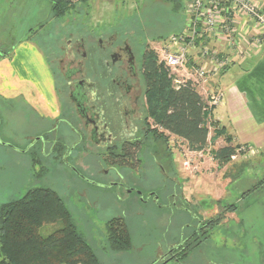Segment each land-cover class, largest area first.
Instances as JSON below:
<instances>
[{"label": "rangeland", "instance_id": "rangeland-1", "mask_svg": "<svg viewBox=\"0 0 264 264\" xmlns=\"http://www.w3.org/2000/svg\"><path fill=\"white\" fill-rule=\"evenodd\" d=\"M259 6L264 12V0ZM184 11L170 0H74L64 16L56 17L51 0H0V205L31 188L55 189L102 264H264V149L239 141L213 115L203 151H190L186 141L174 135L162 144L147 131L146 73L136 169L113 164V157L89 144L80 153L74 150L65 163L59 157L37 160L28 154L33 141L56 132L57 104L64 101L57 88L62 78L47 54L53 38L126 27L139 35L146 54L154 52L160 62L169 36L185 29ZM255 26L264 43L263 26ZM30 29L38 31L31 34L32 40H24ZM223 47L217 46L222 51ZM236 53H229L231 63ZM162 67L176 87L174 80L182 78L181 73ZM212 78L206 91L199 87L208 108L217 92L211 89ZM222 127L231 135L236 155L220 167L213 152L227 145L226 136L216 134ZM162 168L174 180H167ZM152 190L161 196H152ZM173 192L178 194L175 199ZM117 217L125 218L132 234L126 251L111 250L107 241V222ZM201 225L207 226L204 232ZM61 227V222L46 224L40 231L47 236ZM196 237L202 241L198 247ZM180 246L186 248L183 257L167 259Z\"/></svg>", "mask_w": 264, "mask_h": 264}, {"label": "trees", "instance_id": "trees-1", "mask_svg": "<svg viewBox=\"0 0 264 264\" xmlns=\"http://www.w3.org/2000/svg\"><path fill=\"white\" fill-rule=\"evenodd\" d=\"M170 1L175 3L176 8L185 9L183 0ZM73 3L74 0H51V12L56 17H62ZM43 26L41 23L40 28ZM37 31L30 29L26 39L30 40L31 34L34 35ZM162 66L164 64L159 62L158 56L149 52L145 70L149 87L146 103L147 131L153 133L162 144H168L169 136L174 135L186 141L190 151H203L209 141L208 121L212 109L208 108L191 80L173 87ZM216 134L226 136L227 145L213 152L214 159L223 167L236 155V147L231 143L232 137L225 127L220 128ZM135 148L118 159L115 157L113 164L122 166L128 165L132 159L137 161L136 151L141 149V143L136 144ZM136 165L131 164V167ZM57 222L62 223L61 228L47 236L41 234L40 230L44 225ZM106 228L111 250L119 252L131 248L132 234L125 218L109 220ZM191 239H188L185 247L189 246ZM194 241L197 247L202 243L198 237ZM180 248L178 260L181 259L180 256L183 257L186 249L182 246ZM0 264L102 262L93 245L78 230L63 197L55 189L35 187L22 197L10 199L0 205Z\"/></svg>", "mask_w": 264, "mask_h": 264}, {"label": "flooded vegetation", "instance_id": "flooded-vegetation-1", "mask_svg": "<svg viewBox=\"0 0 264 264\" xmlns=\"http://www.w3.org/2000/svg\"><path fill=\"white\" fill-rule=\"evenodd\" d=\"M47 52L56 62L57 77L62 78L57 88L59 96L60 92L64 94V101L58 104L55 135L45 133L33 141L28 154L37 160L59 157L61 163H65L74 150L80 153L89 144L99 149L101 155L106 153L113 157V162L115 157L118 159L136 149L135 145L140 144L138 132L145 118L147 59L139 35H132L126 27L100 33L71 32L65 39L61 36L53 38ZM89 154L93 155L92 152ZM135 159L137 161L132 159L122 166L137 164L131 167L136 169L140 159ZM113 167L115 165H110ZM162 170L167 180H174L168 174L170 171ZM119 178L123 179L121 173ZM138 193L142 194V191ZM156 194L161 196L157 191L152 192V196ZM171 196L175 199L178 194L173 192ZM173 204L177 205L176 202ZM206 228L201 225L199 230L204 232ZM196 231L194 229L188 239L193 238ZM180 249L169 252L170 257L178 259Z\"/></svg>", "mask_w": 264, "mask_h": 264}, {"label": "built area", "instance_id": "built-area-1", "mask_svg": "<svg viewBox=\"0 0 264 264\" xmlns=\"http://www.w3.org/2000/svg\"><path fill=\"white\" fill-rule=\"evenodd\" d=\"M184 8L185 29L169 36L161 47L160 62L181 73L182 78L174 80L176 86L191 80L203 96L199 87L206 91L210 78L231 65L229 53L239 50V18L264 28V12L254 0H185ZM215 44L224 46L228 52L219 50ZM223 99L224 93L217 91L211 104L219 105ZM184 164L189 166V162Z\"/></svg>", "mask_w": 264, "mask_h": 264}, {"label": "crops", "instance_id": "crops-1", "mask_svg": "<svg viewBox=\"0 0 264 264\" xmlns=\"http://www.w3.org/2000/svg\"><path fill=\"white\" fill-rule=\"evenodd\" d=\"M254 1L258 4L262 2V0ZM239 24L240 42L236 53L238 56L234 57V63L215 75L210 83L211 89L224 93L222 103L211 106L212 115L220 125L229 128L239 141L249 144L251 148L262 150L264 149V43L262 40L255 43L253 39L256 38L255 36L262 39L263 34H259L256 24L244 17L239 18ZM23 43L24 40L18 45ZM218 45L215 44L216 47ZM58 110L57 104V112Z\"/></svg>", "mask_w": 264, "mask_h": 264}, {"label": "water", "instance_id": "water-1", "mask_svg": "<svg viewBox=\"0 0 264 264\" xmlns=\"http://www.w3.org/2000/svg\"><path fill=\"white\" fill-rule=\"evenodd\" d=\"M174 249V248H173ZM173 249L170 251V252H172L173 251Z\"/></svg>", "mask_w": 264, "mask_h": 264}]
</instances>
